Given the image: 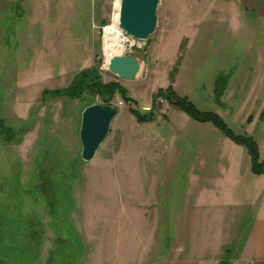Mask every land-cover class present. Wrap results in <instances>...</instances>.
Here are the masks:
<instances>
[{
  "label": "rangeland",
  "instance_id": "1",
  "mask_svg": "<svg viewBox=\"0 0 264 264\" xmlns=\"http://www.w3.org/2000/svg\"><path fill=\"white\" fill-rule=\"evenodd\" d=\"M116 3L0 0V264H217L255 241L264 173L248 148L157 93L172 84L253 136L264 160V20L240 0H160L156 31L124 52L140 65L127 80L104 67ZM89 68L135 103L46 93ZM219 75L229 76L220 99ZM94 103L118 114L85 161L82 111Z\"/></svg>",
  "mask_w": 264,
  "mask_h": 264
},
{
  "label": "water",
  "instance_id": "2",
  "mask_svg": "<svg viewBox=\"0 0 264 264\" xmlns=\"http://www.w3.org/2000/svg\"><path fill=\"white\" fill-rule=\"evenodd\" d=\"M159 4L160 0H121L119 24L125 34L145 45L156 31ZM139 67L138 58L132 52L115 55L108 65L111 72L127 80L137 77ZM117 114L118 107L113 104L94 103L83 109L79 135L85 161L94 158Z\"/></svg>",
  "mask_w": 264,
  "mask_h": 264
},
{
  "label": "trees",
  "instance_id": "3",
  "mask_svg": "<svg viewBox=\"0 0 264 264\" xmlns=\"http://www.w3.org/2000/svg\"><path fill=\"white\" fill-rule=\"evenodd\" d=\"M180 64V59L177 62V66L174 68L172 75V82L174 81L175 75L178 72V66ZM97 74L94 68L84 69L75 79L73 84L64 88L62 90L46 91V93L53 92L58 95H67L77 97L84 92L98 93L102 96L105 102H108L111 98L115 96L116 93H120L126 102L135 103L131 97L128 96L127 91L123 89L117 83H102L97 79ZM229 76L219 75L216 78L215 90L216 96L220 99L224 93L228 82ZM159 97H163L168 100L172 105L181 109L182 111L189 114L195 120L201 122H212L218 128H220L228 137L246 146L252 158L253 171L255 173H264V160L260 159V152L258 142L251 135L236 134L228 124L223 120V118L214 111L201 110L196 104L191 101L188 97L180 96L170 84L166 89H160L157 93ZM154 98V103L157 101V97ZM132 112L135 117L142 123L152 121L154 118V112L151 110L148 113H143L137 107L132 108ZM218 264H232L229 260L223 259Z\"/></svg>",
  "mask_w": 264,
  "mask_h": 264
},
{
  "label": "crops",
  "instance_id": "4",
  "mask_svg": "<svg viewBox=\"0 0 264 264\" xmlns=\"http://www.w3.org/2000/svg\"><path fill=\"white\" fill-rule=\"evenodd\" d=\"M244 6L246 12L252 10L255 12L258 19L264 20V0H240ZM237 5H235V8ZM242 18L244 16H241ZM240 17V18H241ZM262 196V197H261ZM258 200L263 201L261 204L262 212H264V186L261 187V191L259 193ZM262 218L256 219L255 223V241L250 242L253 239L248 238L244 247H241L236 253H234L233 249L227 250L229 253L227 256H219L220 260L217 259V264L223 259L229 260L232 264H264V214H260ZM257 221L260 222L257 224ZM217 247V253H219V246ZM222 248V247H220ZM226 250V249H225ZM224 250V251H225ZM206 252V251H205ZM203 253V256L207 253ZM230 255L234 257V260H231ZM207 256V255H206ZM223 257V258H222ZM237 260H236V259ZM202 261H195L192 259H181V258H168L166 261H155L154 259L149 262V264H199Z\"/></svg>",
  "mask_w": 264,
  "mask_h": 264
},
{
  "label": "bare ground",
  "instance_id": "5",
  "mask_svg": "<svg viewBox=\"0 0 264 264\" xmlns=\"http://www.w3.org/2000/svg\"><path fill=\"white\" fill-rule=\"evenodd\" d=\"M121 0H117L112 22L103 29V54L105 58L104 67L108 68L109 62L115 55H122L126 50L134 46H141L138 40L127 37L119 24ZM109 69V68H108Z\"/></svg>",
  "mask_w": 264,
  "mask_h": 264
},
{
  "label": "built area",
  "instance_id": "6",
  "mask_svg": "<svg viewBox=\"0 0 264 264\" xmlns=\"http://www.w3.org/2000/svg\"><path fill=\"white\" fill-rule=\"evenodd\" d=\"M105 27V26H104ZM104 27H103V29H104ZM127 36V35H126ZM127 37H130V38H132L133 40H137V39H135V38H133V37H131V36H127ZM139 41V40H138ZM140 42V41H139ZM140 44L142 45V43L140 42ZM132 48V47H131ZM121 103V105L123 104V102L121 101L120 102Z\"/></svg>",
  "mask_w": 264,
  "mask_h": 264
}]
</instances>
